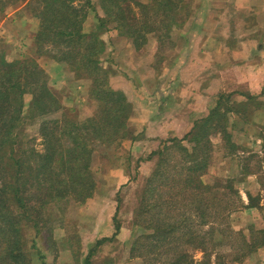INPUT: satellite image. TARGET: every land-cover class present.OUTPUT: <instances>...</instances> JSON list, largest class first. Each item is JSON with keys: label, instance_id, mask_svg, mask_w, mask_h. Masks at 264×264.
Masks as SVG:
<instances>
[{"label": "trees", "instance_id": "1", "mask_svg": "<svg viewBox=\"0 0 264 264\" xmlns=\"http://www.w3.org/2000/svg\"><path fill=\"white\" fill-rule=\"evenodd\" d=\"M41 2L37 42L51 44L58 41L66 44V53L61 52L58 59L66 61L73 70L80 69L81 75L91 80L89 98L96 102L97 109L93 115L82 120L73 116L70 109L59 118L49 117L61 105L48 89L46 75L36 60L27 58L10 62L0 55V264H29L24 228L34 232L29 241L30 247L36 249L35 237L50 223L54 205L67 203L69 199L84 201L91 196L95 188L90 166L94 143L109 145L126 135L122 131L129 117L130 104L122 90L110 86L111 71L100 64L101 54L105 50L101 33L107 29V25L114 24L118 33L128 37L138 50L146 43L148 34H155L158 42L170 38L171 30L182 26L191 13L187 0H150L147 3L99 0L103 11V16L96 14L99 29L84 32L83 19L88 11H95L92 0H83L80 7L73 6L68 0ZM3 10L0 7V13ZM263 92L264 87L255 96L246 91L238 94L245 96L247 101ZM26 94L31 95L27 108L24 101ZM224 96L220 94L216 105L206 116L197 119L185 135L168 137L162 141L159 149L146 158L157 157L152 177L147 179L143 190L142 206L148 204L146 198L153 190L159 191L169 184L159 181L160 175L166 173L172 183L179 185V192H189L198 219L195 228L187 226L191 229L188 235L196 248L203 252L201 260L188 259V255L182 252L161 264L223 263L222 253L214 251V259L211 260L209 252L222 243L231 242L214 239V233L241 238L243 243L248 241L244 233L232 229L228 221L240 198L235 195L238 191L234 193L229 186L230 180L218 178L209 183L202 179L211 165L213 135L222 134V139L230 142L234 151L238 149L227 130V119L230 112L244 111L222 109L220 99ZM33 116H46L39 127L43 152L33 158L17 157L14 145L20 143L21 129ZM223 187L230 191L228 195L219 192ZM154 204L159 207L156 202ZM167 204L171 208L176 207L173 201ZM151 228L153 233L145 238L162 242L172 237L173 247L177 248L176 241L181 240L174 234L180 228L177 223L165 226L156 223ZM119 230L120 225L114 216V232L110 237L95 241L84 263L91 264L93 252L106 241L113 240ZM257 231L264 235V230ZM162 236L163 239L159 238ZM262 245L264 241L257 247ZM249 247L248 253L254 251L253 243ZM239 259L236 256L232 262Z\"/></svg>", "mask_w": 264, "mask_h": 264}, {"label": "rangeland", "instance_id": "2", "mask_svg": "<svg viewBox=\"0 0 264 264\" xmlns=\"http://www.w3.org/2000/svg\"><path fill=\"white\" fill-rule=\"evenodd\" d=\"M41 1L0 0V7L4 8L0 13V55L10 62L27 58L36 60L46 75L48 89L60 101L61 105L60 109L49 117L59 118L66 113V110L70 109L73 116L82 120L93 115L97 109L96 102L89 98L92 82L81 75L80 69L73 70L74 68L70 67L66 61L58 59L61 57V52L66 53L65 43L57 41L51 44H41L37 42L36 35L41 23L39 13ZM68 1L75 7H80L83 3V0ZM135 1L147 3L150 0ZM187 2L189 11H191L193 0H187ZM92 5L95 11H88L82 22L84 32L97 31L99 24L96 14L103 16L99 0H92ZM243 15L247 14L243 13ZM230 19L229 21L233 24V18ZM188 20L189 17L182 26L176 29L179 28L183 31ZM244 22L246 26H250L253 19H248L247 15ZM107 26L101 36L106 35L105 41L111 42L114 32L112 36H109L106 31L116 28L114 24ZM174 29L170 32V38L161 39L163 42H158L155 54L151 55L149 62L144 58V63L141 65L142 67L145 65L147 73H149L148 70L149 74L160 72L161 62L171 53L175 45L177 31L174 32ZM147 36L146 42L148 39L150 41V37H156L153 33ZM101 39L104 41L103 38ZM147 49L148 46H143L138 51L140 54L152 51L148 52ZM102 57L101 54V66L111 71L112 67L107 65L106 58L103 57L102 60ZM257 61L256 74L249 80V85L253 84V87L260 82L264 83V51ZM142 88L144 89V87ZM245 91H249V87L241 85L231 94L225 92L226 96L220 99L222 109L237 108L244 111L230 112L227 119L229 126L227 130L238 149L234 151L231 143H226L222 139V134L213 135L211 165L208 172L202 177L205 182L213 183L218 178L224 179L225 177L221 174L222 170L228 166L229 162L233 161L235 165L240 159H243V163L247 164L252 171H259L261 157H264V92L262 96L246 101L245 96L236 94ZM219 96L216 95V103ZM126 99L130 104L128 107L130 109L129 117L125 121V129L122 131L126 135L113 144L103 146L97 142L94 143L90 166L94 175L95 188L91 196L84 201L69 199L67 203L61 202L54 205L51 209L50 223L44 226L40 234L35 237L36 249L30 247L29 241L34 236V232L27 227L24 228L29 264H85V256L95 241L102 237H110L114 232V216L120 225L119 233L113 240L106 241L93 252L91 264H161L182 252L188 255V259H202L203 252L196 248L188 235L189 231L195 228L198 219L188 195L189 192H179V185L172 183L171 179H168L166 173L163 172L159 181L169 184L161 189L158 188L159 191L153 190L152 194L146 198L149 201L148 204L145 207L142 206L143 190L147 179L152 177L157 157L146 158L150 157L152 151L159 149L165 139L161 140L160 145L150 152L146 150L150 147L146 146L137 155L123 146L122 142L125 139H134L132 137L133 125L130 120L133 106L127 96ZM30 100L31 95L26 94L24 96L26 108ZM25 112L27 113V110ZM46 116H33L25 122L21 129L20 143L14 145L17 157L33 158L43 152V139L39 127ZM169 137L177 136L170 135ZM29 149L32 150L28 151ZM236 157H239L238 160ZM233 169L236 173L234 166ZM239 182V176H237L230 180V184L228 183L234 193L238 190ZM219 192L228 195L230 191L223 187ZM235 195L236 198H240L228 221L230 227L236 231L241 230L248 241L243 243L241 238L235 239L232 236L214 233V239L221 238L224 242L229 241L232 244L222 243L211 250L209 252L211 260L214 259V251H219L224 256V262L218 264H264L262 258H250L253 252L258 249V244L264 241V235L257 231L258 229L264 230L260 227V225L262 226L261 221L253 215L248 218L242 212L245 205L242 203L241 195L238 192ZM254 197L251 196L250 204L256 203L257 198ZM172 201L176 203L175 208H171L167 204ZM155 202L159 207L155 206ZM156 223H162L163 226L177 223L180 226L174 232L179 238L181 237V240L176 241L177 248L173 247L172 237L166 239H163L164 236L159 237L163 239L162 242H155L151 238L144 237L153 233L151 227ZM252 243L255 245L254 251L248 253ZM236 256L240 259L232 262Z\"/></svg>", "mask_w": 264, "mask_h": 264}, {"label": "crops", "instance_id": "3", "mask_svg": "<svg viewBox=\"0 0 264 264\" xmlns=\"http://www.w3.org/2000/svg\"><path fill=\"white\" fill-rule=\"evenodd\" d=\"M243 13L253 19V26L245 25L247 15ZM184 28L174 29L177 32L171 53L161 62L160 72L151 74L141 64L155 54L156 37L143 45L152 51L140 54L117 29L106 31L109 36L114 32L111 42L105 41L106 35L101 36L106 42L102 55L112 67L110 86L122 90L133 106L130 120L134 139L122 142L133 154L146 146L150 152L170 135H185L197 119L209 113L216 95L233 92L241 85L249 87L246 92L257 95L264 86L263 82L249 85L256 74L257 59L264 51V0H193ZM261 158L258 172L240 159L235 165L233 161L226 164L221 174L230 180L239 176L237 191L245 205L242 212L248 218L256 217L264 229V157ZM251 196L257 198L255 204H250ZM250 258L264 260V245Z\"/></svg>", "mask_w": 264, "mask_h": 264}]
</instances>
